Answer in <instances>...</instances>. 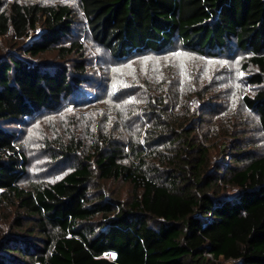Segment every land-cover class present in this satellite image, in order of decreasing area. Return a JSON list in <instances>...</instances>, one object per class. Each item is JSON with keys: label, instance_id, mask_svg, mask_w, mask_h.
Returning a JSON list of instances; mask_svg holds the SVG:
<instances>
[{"label": "trees", "instance_id": "obj_1", "mask_svg": "<svg viewBox=\"0 0 264 264\" xmlns=\"http://www.w3.org/2000/svg\"><path fill=\"white\" fill-rule=\"evenodd\" d=\"M78 2L93 38L115 57L157 52L176 38L210 55L234 43L251 50L249 61L259 66L249 80L264 82V0ZM76 19L64 0H16L7 7L0 0V37H29L40 28L17 50L0 55V206L18 210L15 230L0 240V264H216L220 258L264 264V155L244 150L242 139L233 137L230 160L210 170V148L179 135L184 123L180 127V116L167 105L165 116L169 92L150 99L158 108L153 151L137 146L129 155L105 136L81 154L83 144L71 138L57 153L71 159L72 171L43 187L20 186L27 157L11 125L60 110L88 83L82 42L61 44ZM54 49L63 62L27 58ZM73 53L80 56L65 61ZM243 101L259 115L264 132V89ZM150 156L161 164L148 171ZM97 177L130 183L132 198L94 189ZM230 189L237 192L229 195Z\"/></svg>", "mask_w": 264, "mask_h": 264}, {"label": "rangeland", "instance_id": "obj_2", "mask_svg": "<svg viewBox=\"0 0 264 264\" xmlns=\"http://www.w3.org/2000/svg\"><path fill=\"white\" fill-rule=\"evenodd\" d=\"M4 1L7 7L16 0ZM27 1L45 5L59 2ZM64 2L74 9L77 19L72 26V36L64 38L61 44L68 46L74 40L82 42L88 83L84 84L79 96L70 97L60 110H43L11 125L27 157V172L20 182L21 187L28 190L43 187L72 171L71 159H63L57 153L61 144L69 143L71 138L83 144L81 154L89 153L105 136L117 139L129 155L137 146L141 151H153L157 145L154 129L158 108L149 103L154 95H167V92L169 104L163 103L165 116L167 108H171L173 116H180V127L184 123L179 135L189 136L210 148V170L230 160L228 153L233 137L242 139L244 150L264 155V132L259 115L243 101L244 95L253 97L258 90L264 89V82L256 85L249 80L253 73L260 71L258 65L249 61L254 55L251 50H242L233 43L223 53L200 54L185 48L176 38L173 44L157 52L147 50L118 58L93 38L78 0ZM39 31L40 28L24 38L15 37L12 32L0 37V55L17 50L31 37L39 35ZM79 56L73 53L65 61ZM27 58L38 62L64 61L56 49ZM178 101L180 107L176 104ZM194 127L196 131L192 133ZM160 164L159 158L150 156L146 168L150 171ZM94 189L126 202L133 193L131 184L126 181L98 177ZM235 192L236 189L227 191L229 195ZM17 214V208L11 204L0 206V240L15 230ZM106 255L112 258L111 253ZM214 262L231 263L222 258Z\"/></svg>", "mask_w": 264, "mask_h": 264}]
</instances>
